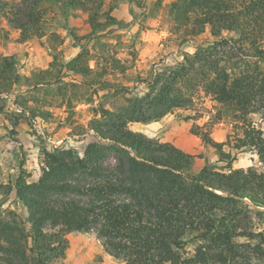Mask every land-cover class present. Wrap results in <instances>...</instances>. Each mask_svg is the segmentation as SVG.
I'll use <instances>...</instances> for the list:
<instances>
[{
    "label": "trees",
    "instance_id": "trees-1",
    "mask_svg": "<svg viewBox=\"0 0 264 264\" xmlns=\"http://www.w3.org/2000/svg\"><path fill=\"white\" fill-rule=\"evenodd\" d=\"M120 1L21 0L8 21L26 40L46 35L59 13L68 20L79 10L90 20L88 38H100L118 24L113 12ZM171 12L182 43L207 31L213 40L148 81L149 90L132 97L126 111L102 108L101 117L89 123L100 141L90 143L84 156L72 148H43V174L31 182L23 163L14 179L3 182L0 164V264H55L66 256V234L73 231L95 232L105 251L125 264L264 263V229L255 228L251 213L264 206V172L232 167L238 159L232 150H252L264 164V130L249 117L254 113L264 120V0H176ZM67 71L81 77L82 85L111 84L108 67H92L86 51L68 62L55 57L48 68L31 74L21 73L16 58L6 56L0 60V113L6 98L15 95L20 112L12 114L14 127L26 112L37 116L43 110L38 102L47 99L31 104V92H49ZM190 78L202 83L223 105L221 116L237 125L222 142L201 126L192 129L226 162L227 171L210 164L197 171L193 154L129 127L189 106L192 93L182 82ZM109 153L115 162L107 160ZM13 191L27 209L28 227L16 214L2 215Z\"/></svg>",
    "mask_w": 264,
    "mask_h": 264
},
{
    "label": "rangeland",
    "instance_id": "rangeland-1",
    "mask_svg": "<svg viewBox=\"0 0 264 264\" xmlns=\"http://www.w3.org/2000/svg\"><path fill=\"white\" fill-rule=\"evenodd\" d=\"M20 1L0 0L4 6V13L0 16V60L14 56L20 72L31 74L48 68L55 57L68 62L86 51L92 67L97 64L100 68L108 67L106 78L111 84L105 87L82 85L81 77L67 71L68 75L62 83L52 85L49 92H31V104L34 99H47V103L38 102L42 105L41 113L31 117L26 112L19 117L16 127L11 122L12 114L20 112V109L13 104L15 95L8 96L6 111L0 113V164L2 181L6 183L18 175L22 163L30 182L38 181L43 174V148H72L84 156L90 143L100 141L89 123L101 117L102 108L126 111L132 97L144 95L149 90L148 81L159 73L178 67L187 54L213 40L207 31L182 43V31L175 28V17L171 12V5L176 0H121L113 12L119 20L118 24L107 27L105 35L100 38H88L92 28L88 14L73 10L68 20L61 13L52 19L46 28V35L24 40L21 30L8 21V16H12L14 7ZM108 8L109 2L105 9ZM52 33L59 37L53 38ZM262 65L264 68V63ZM182 86L192 93L189 106L176 109L159 121L149 124L133 122L129 127L193 154L197 171L206 164L216 170L227 171L226 162L220 161L213 149L205 146L192 129L201 126L209 130L216 141L222 142L237 131V125L221 116L223 105L207 94L198 80L192 78L191 81L190 78L188 82L183 81ZM249 117L264 130V120L260 115L253 113ZM232 152L238 153L233 168H255L264 172V164L256 152ZM116 158L114 153L107 154L110 162H115ZM77 197L86 200V197ZM257 208L264 210V206L252 207L254 226L263 230L264 215L259 216ZM15 214L29 226L27 209L13 191L2 206V215L11 219L15 218ZM66 237L69 240L66 256L55 264H125L105 251L95 232L73 231Z\"/></svg>",
    "mask_w": 264,
    "mask_h": 264
}]
</instances>
